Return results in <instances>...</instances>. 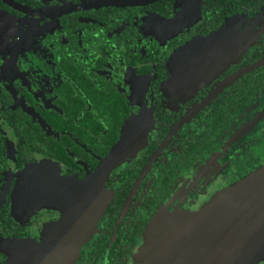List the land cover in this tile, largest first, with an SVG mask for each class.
<instances>
[{
    "label": "flooded vegetation",
    "instance_id": "flooded-vegetation-1",
    "mask_svg": "<svg viewBox=\"0 0 264 264\" xmlns=\"http://www.w3.org/2000/svg\"><path fill=\"white\" fill-rule=\"evenodd\" d=\"M125 130L136 152L111 154ZM263 166L264 0H0V242L39 241L90 192L109 200L72 264H139L158 212ZM38 191L56 207L29 213Z\"/></svg>",
    "mask_w": 264,
    "mask_h": 264
},
{
    "label": "water",
    "instance_id": "water-1",
    "mask_svg": "<svg viewBox=\"0 0 264 264\" xmlns=\"http://www.w3.org/2000/svg\"><path fill=\"white\" fill-rule=\"evenodd\" d=\"M210 42L212 39H206L203 45ZM130 136L125 130L111 154L127 152L129 148V153H135L140 142L126 144ZM129 158L132 157H105L103 161L110 169ZM98 189L99 186L97 193ZM30 196L29 213L56 207L57 199H48L46 193L31 192ZM90 196L88 192L84 201L77 196L76 205L72 203L57 222L47 225L39 241H1L0 252L7 256L4 264H72L109 200L99 202ZM216 214L223 216L218 229L207 228L210 217ZM134 259L139 264H257L264 260V166L197 213L158 212L149 222Z\"/></svg>",
    "mask_w": 264,
    "mask_h": 264
},
{
    "label": "trees",
    "instance_id": "trees-1",
    "mask_svg": "<svg viewBox=\"0 0 264 264\" xmlns=\"http://www.w3.org/2000/svg\"><path fill=\"white\" fill-rule=\"evenodd\" d=\"M113 203H114V200L111 202V204H109V208L113 205ZM114 210H115V208L112 206L111 207V211L107 210V212L104 213V221H106L107 218L110 221L114 217V216H112V215H115L116 214V212L113 213ZM114 247H115V244L113 245V248ZM106 248H107V241L104 240V249H106ZM108 250L112 251V247H110V249H108ZM112 256H114L113 253L110 254V257H112ZM112 259H113V261H112L113 264H119V262H118L119 257L118 256L115 255ZM112 262H111V264H112Z\"/></svg>",
    "mask_w": 264,
    "mask_h": 264
},
{
    "label": "bare ground",
    "instance_id": "bare-ground-1",
    "mask_svg": "<svg viewBox=\"0 0 264 264\" xmlns=\"http://www.w3.org/2000/svg\"><path fill=\"white\" fill-rule=\"evenodd\" d=\"M94 182L96 183V179H94ZM87 187V186H86ZM88 190V189H87ZM88 193V192H87ZM246 197H248L249 195L248 194H245ZM96 200H99L98 197H95ZM210 222L208 223V225L206 226L207 228H213L214 230L215 229H218L221 221H222V218L223 216L221 214H216V215H213L210 217ZM206 229V228H205Z\"/></svg>",
    "mask_w": 264,
    "mask_h": 264
},
{
    "label": "rangeland",
    "instance_id": "rangeland-1",
    "mask_svg": "<svg viewBox=\"0 0 264 264\" xmlns=\"http://www.w3.org/2000/svg\"><path fill=\"white\" fill-rule=\"evenodd\" d=\"M202 43H204V41H203ZM202 43H201V44H202ZM202 45H203V44H202ZM256 153H259V151H258V152H255L254 155H256ZM259 154H260V153H259ZM187 213H189V212H187ZM263 261H264V260H263ZM263 261H259L257 264H261V263H263Z\"/></svg>",
    "mask_w": 264,
    "mask_h": 264
}]
</instances>
